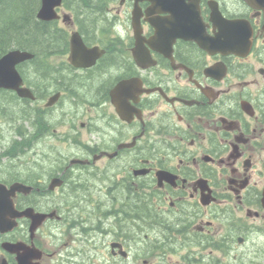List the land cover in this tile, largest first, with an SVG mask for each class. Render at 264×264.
Wrapping results in <instances>:
<instances>
[{
	"label": "flooded vegetation",
	"instance_id": "af4514ba",
	"mask_svg": "<svg viewBox=\"0 0 264 264\" xmlns=\"http://www.w3.org/2000/svg\"><path fill=\"white\" fill-rule=\"evenodd\" d=\"M73 9L91 12L66 28L81 65L69 44L53 53V264H104L89 252L107 247L115 264L244 258L264 232V0L59 8Z\"/></svg>",
	"mask_w": 264,
	"mask_h": 264
},
{
	"label": "rangeland",
	"instance_id": "374dc122",
	"mask_svg": "<svg viewBox=\"0 0 264 264\" xmlns=\"http://www.w3.org/2000/svg\"><path fill=\"white\" fill-rule=\"evenodd\" d=\"M6 95L11 96L9 97V100L12 98V94L5 93ZM7 99H4L2 95H0V104L3 105L6 109V111L10 110H16L21 107L22 105H25L24 102H22L19 99H13L12 101H9ZM9 101V102H8ZM15 101V103H13ZM4 103L6 105H4ZM20 103V104H19ZM45 101H42L41 103H32L28 104V106H37L41 105L44 106ZM19 104V105H18ZM8 106V107H7ZM3 110L0 111V175L2 176H8L12 177L15 174L21 173L22 176H26L28 173L32 174L35 171H38V174H41L43 177H47L50 171L53 170V110L48 111L50 117L47 118L52 120L51 124L47 131L43 132V137L40 138L34 146L31 145V147L24 146L23 153H15L14 155H6L5 149L10 148V144L12 140L18 139L16 136V129L17 126H21V130H26L29 132V135L34 130L33 125L30 124L29 120H25L29 116H32L31 112L27 115L26 118L17 117L14 118H4L3 113L5 114ZM28 113V112H27ZM22 118V119H21ZM6 120V121H5ZM5 121V122H4ZM2 128V130H1ZM5 129V130H4ZM47 133V134H46ZM18 154V155H16ZM66 155V154H65ZM62 154L57 153L56 157L60 158ZM42 201V202H41ZM38 202L41 207L48 208L50 205H53V194L49 195L48 197H39ZM42 204H41V203ZM83 204V203H81ZM62 229L66 230V226L62 225L60 226ZM58 231V229H54ZM40 241L43 244V247L47 250L53 252V223L45 224L41 227L40 232ZM61 242V239H58ZM248 249L242 250L247 251L248 254L244 256L245 264H264V232H261L259 234H249V240H248ZM99 251V250H98ZM108 247L104 248L103 251H95L92 249L89 253L93 254L94 257L100 256L103 257V259L106 260V264H114L109 261V259H113L114 257L111 256V258L108 255ZM1 255V251H0ZM104 256H106L104 258ZM111 259V260H112ZM242 259L236 260L234 259V264H244L242 263ZM113 261V260H112ZM50 262L49 260L47 261ZM52 262V263H51ZM50 264H53V260H51ZM168 263V262H167ZM68 264H74V263H68ZM137 264H145L144 258L141 259Z\"/></svg>",
	"mask_w": 264,
	"mask_h": 264
},
{
	"label": "water",
	"instance_id": "95a60500",
	"mask_svg": "<svg viewBox=\"0 0 264 264\" xmlns=\"http://www.w3.org/2000/svg\"><path fill=\"white\" fill-rule=\"evenodd\" d=\"M62 0H42L41 7L38 12V17L42 20H53L59 18V14L56 11V6L60 5ZM65 18H69L68 14L64 15ZM81 42V37L78 32L73 36L72 42ZM74 46V45H73ZM75 48V47H74ZM34 56L33 53L26 50H12L5 54L0 59V87L15 89L19 95L23 97L35 98L34 93L28 87L23 85V78L17 68V65L27 59ZM53 104V96L50 97L46 105ZM78 161V160H77ZM63 183L61 178L52 179L49 188L53 190V187ZM34 187L23 182H14L11 186L0 183V231L6 233L14 230L19 226V219L28 218L31 220V233L35 234V230L42 225L48 218H53L56 215V211L41 212L36 211L34 207H27L25 209H18L15 202V197L19 192L29 194ZM3 247L11 252L17 253V261L19 264H40L39 261H33V259L40 258L42 251L35 247L27 245L23 241L3 243ZM1 264H8L5 259Z\"/></svg>",
	"mask_w": 264,
	"mask_h": 264
},
{
	"label": "trees",
	"instance_id": "16d2710c",
	"mask_svg": "<svg viewBox=\"0 0 264 264\" xmlns=\"http://www.w3.org/2000/svg\"><path fill=\"white\" fill-rule=\"evenodd\" d=\"M39 5L40 0H0V57L14 46L35 52L33 74L28 75L24 67L22 72L39 95L45 96L53 87V50L58 49L60 40L53 35V22L37 18ZM40 116L39 128L47 129L45 117ZM21 144L13 145L17 149ZM34 203V196L19 198L20 206Z\"/></svg>",
	"mask_w": 264,
	"mask_h": 264
},
{
	"label": "bare ground",
	"instance_id": "6f19581e",
	"mask_svg": "<svg viewBox=\"0 0 264 264\" xmlns=\"http://www.w3.org/2000/svg\"><path fill=\"white\" fill-rule=\"evenodd\" d=\"M42 60V59H41ZM25 72V71H24ZM37 80V79H36ZM39 83V82H38ZM44 84V83H43ZM9 97H11V96H9ZM9 102V101H8ZM13 103H15V101L13 102ZM4 105H6L5 103H4ZM19 105V104H18ZM8 107V106H7ZM14 110V109H13ZM32 114V113H31ZM3 115H5L4 113H3ZM33 115V114H32ZM30 117V116H29ZM22 119V118H21ZM6 121V120H5ZM4 121V122H5ZM32 125V124H31ZM1 130H2V128H1ZM5 130V129H4ZM18 138V137H17ZM15 143V142H14ZM16 144V143H15ZM20 145V144H19ZM14 146V145H13ZM11 147V146H10ZM19 147V146H18ZM28 174H30V173H28ZM28 174L26 175V176H22L21 175V173H19V174H15L14 176H13V179L16 181V182H23V183H28V182H30V181H32V180H36L37 178H39V175L38 174H36V173H32V174H30L31 175V177H29L28 176ZM46 189V188H45ZM44 189V190H45ZM48 191V190H47ZM43 192H46V191H43ZM43 194V193H42ZM48 197V196H47ZM42 202V201H41ZM40 202V203H41ZM42 204V203H41Z\"/></svg>",
	"mask_w": 264,
	"mask_h": 264
}]
</instances>
